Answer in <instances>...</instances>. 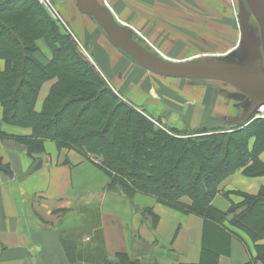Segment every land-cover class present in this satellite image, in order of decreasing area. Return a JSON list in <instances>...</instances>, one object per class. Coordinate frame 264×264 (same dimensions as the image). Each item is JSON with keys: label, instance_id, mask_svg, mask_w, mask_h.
Here are the masks:
<instances>
[{"label": "crops", "instance_id": "obj_1", "mask_svg": "<svg viewBox=\"0 0 264 264\" xmlns=\"http://www.w3.org/2000/svg\"><path fill=\"white\" fill-rule=\"evenodd\" d=\"M72 1L79 13L91 17L86 18L95 28L104 32L108 30L106 35L113 44L109 35V16L100 10L105 8L100 3L109 6L107 11L125 26L123 31L126 34L134 31L160 46L164 52L183 53L188 50L190 54L198 49L208 54L216 51V55H230L231 60L228 61L245 66L256 55L261 61L262 55L260 57L258 51L240 49L241 39L247 47L250 35L255 41L254 33L250 32L248 36L249 19L240 8V2L244 0H52L67 23L75 15L68 7ZM232 1L238 4L232 7ZM95 4L97 7L92 8ZM245 4L251 6L264 40L263 30L253 12L262 7H255L252 0ZM84 21L82 32L74 38L97 65L101 60L99 46L89 40L86 33L89 27ZM114 24L118 36L115 20ZM37 46L36 59L47 65L53 58L52 49L44 39H39ZM236 49H240L239 62L232 59ZM121 50L126 55L123 58L133 62L134 57ZM193 58L189 56L179 62L194 61ZM116 67L115 58L109 56L105 60V69L114 73ZM262 67L260 62L263 72L264 61ZM3 68L4 61L1 60L0 69ZM134 69L131 66L127 76L135 78L141 74L140 68L135 66ZM121 75L125 77V73ZM116 76L114 73L110 85L119 96L123 95L121 98L161 119L168 127L179 130L238 128L247 119L245 116L252 105L247 94L230 84L247 97L245 104L249 101L243 116L236 119L220 112L205 113L197 110L199 107L191 101L190 95L173 85L171 92L179 99L180 108L175 113L174 109L160 107L155 113L149 107L162 104V100L153 87L144 89L141 86L144 83L138 84V81L126 84ZM54 82L55 79L42 86L37 111H41ZM0 133L5 135L0 136V159L10 171H0V264H107L116 263L117 255L121 253L141 261V264L144 261L145 264H263L259 248L264 246V238L254 240L231 220L244 208L241 206L246 194L260 193L264 187V175L248 176L240 170L220 184L213 206L222 212L240 207L235 208L223 222L205 221L197 215L168 207L155 198L144 199L139 195L135 201L139 206L151 208L157 217L156 222L141 221L133 213L123 220L118 213L106 208L103 199L95 203L82 202L86 192L75 184V179H84L85 174H76L74 169L94 164L79 151L59 148L56 142L45 140L41 150L29 156L26 145L15 140L33 139L32 128L6 123L1 105ZM259 158L264 162V151ZM33 159L41 164L40 169H33ZM209 251L212 254L210 258Z\"/></svg>", "mask_w": 264, "mask_h": 264}, {"label": "trees", "instance_id": "obj_2", "mask_svg": "<svg viewBox=\"0 0 264 264\" xmlns=\"http://www.w3.org/2000/svg\"><path fill=\"white\" fill-rule=\"evenodd\" d=\"M11 9L27 18L0 19V61H4L0 105L6 123L32 128L34 138L25 139L30 154L41 150L45 140L77 150L105 171L109 189L124 192L130 202L142 192L211 222H223L240 208L222 212L212 201L229 175L240 170L248 176L264 175L259 158L264 151L263 119L247 118L231 130L191 132L168 127L161 120L155 123L111 88L77 40L60 31V22L39 0H1L0 13ZM7 23L21 34L13 33ZM39 39L53 52L47 65L35 57ZM53 79L56 82L37 111L42 85ZM0 169L10 173L1 159ZM241 207L231 222L254 240L262 239L257 236L264 233V187L258 195L246 194ZM143 214L156 222L151 208L144 207ZM259 258L264 264V246ZM116 261L107 264H141L125 253L118 254Z\"/></svg>", "mask_w": 264, "mask_h": 264}, {"label": "rangeland", "instance_id": "obj_3", "mask_svg": "<svg viewBox=\"0 0 264 264\" xmlns=\"http://www.w3.org/2000/svg\"><path fill=\"white\" fill-rule=\"evenodd\" d=\"M247 1L249 0H244L245 3ZM244 2H240V5H241L240 8L242 9L243 14L246 15L247 18L249 19L248 36L250 35L249 34L250 32L254 33L255 41H253L250 35L249 36V46L247 47V45L243 42V39H241L242 41H241L240 49L242 51L248 50V52L253 51L255 53H257L258 51L257 54L262 55L264 57V40H262L259 27L256 21L254 20L253 14L251 12V6L249 4H245ZM252 2L255 7L264 8V0H261V2H258V3H256L254 0H252ZM0 3H1V0H0ZM231 3L233 5L232 7H234L235 4H238V2L235 3L233 1ZM100 5L104 6L105 8H109V6H106L105 4L100 3ZM68 7L73 9L75 15L72 19H70L71 20L70 23H67L66 20L62 17L60 11L58 10L63 21L65 22V24H63L61 21H59L61 24V26L59 27L60 31L65 34H71L73 38L78 37V33L82 32L81 31V28L83 27L82 21L86 20V22L85 21L84 22H85L86 27H89V30L88 31L86 30V33L89 36V40L97 42L99 46L98 49L100 51L101 60L97 63V65L96 64L94 65L95 69L98 70L99 74L103 77V79L109 85H110V82L113 81L114 73L117 75L116 78L118 80L122 78L121 73L123 74L125 73V77L122 79L126 84L128 83L131 84L130 83L131 81L132 82L138 81V84L144 83V85L141 84L142 88L144 89L153 87L156 90V93H158V97L161 98L162 104H158V106L151 105L149 107V110H152L155 113H157V110H159L161 107V108H165L166 110H168V108L174 109L176 113L177 112L176 110L179 109L181 105L179 106L178 104L179 99L177 98V96L171 92L172 91L171 87L175 85V86H178L179 89L183 90L185 93L191 96V101H193V103L195 102V105L199 107V109H197L199 111H202V112L204 111L205 113L220 112L223 114H229L230 117H233L236 119L242 117L243 114L245 113V110L247 109L249 101L246 102L245 104V100L247 97H245V95L241 93L243 91L239 92L235 87L231 86L230 84L232 83L225 81V80H221V79H215V78H198V77H192V76H179V77L165 76V75L154 73L147 69L145 70L144 68L141 67V65H139L141 63L136 58L132 60L133 62L127 59L125 60L123 58L125 53L121 50L119 46H116V44H113L107 37L106 34L108 30L104 32V31H99L97 28H95L93 23L89 22V19L86 18L89 16L82 15L81 13L77 11L75 2L72 1L68 3ZM95 7H97L96 4L93 5L92 8H95ZM9 17H15V18L20 17V19L27 18V16L24 13H22L21 11L14 10V9H11L9 13L8 12L0 13V19H4V18L9 19ZM83 18H86V19H83ZM114 20L118 28V36H117L118 39H125V38L130 37L132 39V42L138 48H140L145 53L150 55L153 59H155L156 61L162 64L174 66V65L181 63L179 61H181L182 59H186L189 56L191 57L193 56L194 58L192 60L194 61H204V60H209V59L228 61L230 59L229 58L230 55L225 54V55L218 56L216 55L218 54V52L216 51L205 54L203 52H200V50L198 49L194 50L190 54L188 50L183 53L164 52L162 51L163 49H161L160 46L154 44L150 40L152 42L151 44V42L148 41V38L142 37L141 35H139L138 33L134 31L129 33V35L126 34L125 31H123L125 26H123V24H121L119 20L115 18ZM259 23H260L259 26L263 28L261 22ZM7 25H8V28L11 31H13V33L21 34V30H19V28H15L12 23H7ZM23 42H25L27 45L29 44L26 40H24ZM240 49H236L234 53L232 54V56L234 57L232 59H234L236 62H239L238 57H239ZM127 54L131 56L130 53L127 52ZM109 56H111L113 59L115 58L116 60L117 67L115 68L114 73L105 69V60L108 59ZM229 62H232V61H229ZM131 66L133 69L135 66L138 67V69L140 68L139 71L141 74L136 76L135 78L127 76V71ZM47 82L48 81H45L43 85H45ZM55 82H56V79H55ZM55 88L60 89L61 87L56 86ZM111 88L113 89L112 86ZM69 91H70V94L73 95L71 90ZM120 96L122 97L123 95H120ZM189 102L190 100L186 102L187 107L188 105H190L188 104ZM193 107L194 106H191V108ZM144 113L145 115L148 114L149 115L148 117L154 119L155 123L157 122V120H159V118L158 119L154 118L152 115H150L147 112H144ZM258 119L264 120V118H261V116L258 115L257 112L252 113L249 117L250 122L257 121ZM15 141H17L20 144H23L24 146L27 144V142L24 140H15ZM51 141L53 142V140ZM4 148H7V147L5 146ZM27 149L28 147L26 145L25 150L29 155L30 153L27 151ZM33 164H34L33 169H36V170L40 169L41 164H39L37 159H33ZM0 171L9 173L7 171H4L3 169H0ZM74 171L76 174L80 172H83V174H85L84 179L83 177L82 179H78V180L77 178L75 179V184L76 185L79 184L80 188L85 190L86 192L84 196L82 195L83 196L81 199L82 202L95 203V202H100L103 199L106 208L112 212L118 213L123 220H125L131 213H133L137 218H139V220L145 221L148 219L153 223L151 217H149L148 214H143L144 206L143 205L139 206L138 201L134 200L130 202V200H128L124 192L113 191V189H109L108 187L109 177L107 176L105 171L101 169L99 166H96L95 164L93 166H88L87 168L86 166H83V167L75 168ZM99 191L100 193H98ZM93 192H96V193H93ZM137 195L143 197L144 199L147 197L154 198L153 196L144 194L142 192H138L136 196ZM184 214H187V213H184ZM257 237L264 238V233H262L261 235H258ZM210 257H212L211 251H209V258ZM133 258H135V256ZM139 262L141 263V261ZM143 263L145 264V261Z\"/></svg>", "mask_w": 264, "mask_h": 264}, {"label": "water", "instance_id": "obj_4", "mask_svg": "<svg viewBox=\"0 0 264 264\" xmlns=\"http://www.w3.org/2000/svg\"><path fill=\"white\" fill-rule=\"evenodd\" d=\"M84 1V0H81ZM83 8V3L80 5ZM109 16L110 38L120 48L130 53L143 66L154 73L165 76H192L198 78H215L228 81L242 90L252 100V105L246 114L248 118L255 109L264 103V74L260 69L259 61L249 65H239L225 60L184 61L174 66L162 64L143 50L138 48L129 37L120 40L115 34L113 16L106 8H100ZM264 30V19L258 17Z\"/></svg>", "mask_w": 264, "mask_h": 264}, {"label": "built area", "instance_id": "obj_5", "mask_svg": "<svg viewBox=\"0 0 264 264\" xmlns=\"http://www.w3.org/2000/svg\"><path fill=\"white\" fill-rule=\"evenodd\" d=\"M41 4L50 12L53 18L61 21L63 24L65 22L63 21L58 9L56 6L53 4L52 0H39ZM258 115L261 116V118H264V104L260 105L257 109Z\"/></svg>", "mask_w": 264, "mask_h": 264}, {"label": "flooded vegetation", "instance_id": "obj_6", "mask_svg": "<svg viewBox=\"0 0 264 264\" xmlns=\"http://www.w3.org/2000/svg\"><path fill=\"white\" fill-rule=\"evenodd\" d=\"M263 10H264V8H262L261 10H255V9L253 10L254 15L257 17V19H258V17H262L264 19V11ZM262 30H263V28H262ZM263 33H264V30H263ZM260 57H261V55H260ZM257 61H259V64L261 62V68H263L262 67V62L264 61V57L262 56L261 57V61H260V58L257 55H256L255 58H251V61L248 64H246V66H249V65H251V64H253V63L257 62ZM263 74H264V71H263Z\"/></svg>", "mask_w": 264, "mask_h": 264}]
</instances>
